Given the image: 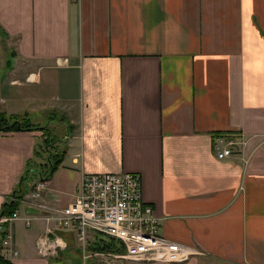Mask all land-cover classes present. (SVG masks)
Instances as JSON below:
<instances>
[{
    "label": "crops",
    "instance_id": "obj_1",
    "mask_svg": "<svg viewBox=\"0 0 264 264\" xmlns=\"http://www.w3.org/2000/svg\"><path fill=\"white\" fill-rule=\"evenodd\" d=\"M0 110L39 127L0 134V250L12 263L62 264L70 250L38 251L57 234L42 219L53 214L30 206L40 180L36 203L62 210L85 175L136 173L160 234L195 254L131 264H264V0H0ZM43 145L61 164L48 179V158L7 220Z\"/></svg>",
    "mask_w": 264,
    "mask_h": 264
},
{
    "label": "built area",
    "instance_id": "obj_2",
    "mask_svg": "<svg viewBox=\"0 0 264 264\" xmlns=\"http://www.w3.org/2000/svg\"><path fill=\"white\" fill-rule=\"evenodd\" d=\"M237 144L234 136L228 138L223 146L217 147L218 159L231 157ZM43 188L44 184L37 186L30 206L50 211L57 228L72 231L78 242L86 243L93 233L119 241L125 252L111 257L133 262L184 263L195 254L193 248L160 234V219L155 208L143 198L139 174L85 175L75 201L62 210L36 203ZM15 219H18L16 213L7 218ZM31 223V219L26 220L27 227H31ZM66 247L62 238L52 241L43 238L38 242L43 257H57L59 250Z\"/></svg>",
    "mask_w": 264,
    "mask_h": 264
},
{
    "label": "rangeland",
    "instance_id": "obj_3",
    "mask_svg": "<svg viewBox=\"0 0 264 264\" xmlns=\"http://www.w3.org/2000/svg\"><path fill=\"white\" fill-rule=\"evenodd\" d=\"M32 119H33V121H37L38 123L40 122L41 124H43V121H44V117L41 114L34 115ZM57 122H58V119L56 117L51 116L47 123H48V125H50L53 128L54 126L57 125ZM43 144H44V142H43ZM43 148H44V151L46 153L45 145H43ZM48 158H50V156L48 153H46V158L43 159V161L41 163H39L37 166L35 163L33 164V167L36 171H30L29 173H26L27 174L26 179L23 181V184H22L23 192H24V190L28 191L30 186L33 183H35L37 180L40 179L39 172H43L44 174L47 173L48 166H50V164L48 162ZM40 184H41V180L39 181V184H37L35 187L37 188V186ZM16 214H17V212H16ZM42 215H43L42 219H44L46 221L55 222L54 218H52L50 216H45L44 214H42ZM13 216H11L10 218H12ZM18 218H19V215H18ZM15 220H17V219H15ZM52 232L57 233L53 240H55L57 238H59V239L62 238V240L66 243V245L68 242V244H69L68 246L70 247V250L68 252H66L64 255L65 259L62 261V264L68 262L69 260H72L76 264H131V261H129V260L117 259V258L109 257V256L103 257L105 255H116L117 256L118 253H113L112 251L108 252L106 250L103 251L101 249H93L92 250V248H94L93 246H94L95 242H97V241L99 242V241H102L103 239L108 238L105 235L93 233L89 236L86 243L77 241L78 246H76V245L72 246V245H70L71 243L69 241H71V238H73V237L76 238L75 234L72 233V231L59 230L56 227V229L53 228V229L48 230V234H51ZM43 238L49 239L52 241V239L49 235H47ZM68 246H67V248H68ZM60 250H59V254H60ZM73 251H76V253H73ZM55 262H57V261H55Z\"/></svg>",
    "mask_w": 264,
    "mask_h": 264
},
{
    "label": "trees",
    "instance_id": "obj_4",
    "mask_svg": "<svg viewBox=\"0 0 264 264\" xmlns=\"http://www.w3.org/2000/svg\"><path fill=\"white\" fill-rule=\"evenodd\" d=\"M39 131V127L33 123L31 120L27 118V116L18 115V114H7L4 111L0 110V134L1 133H11V132H18V131ZM41 130H44L41 128ZM44 136L47 137L45 142L50 144L49 134L43 133ZM49 162L51 163L50 171L48 172L47 178L49 179L58 169L59 165L61 164L59 156L50 157ZM26 179V176L22 179L21 183L17 186L14 190L13 194L11 195V199L3 205L2 215L5 217H11L15 214V212L19 209L24 195L22 184L23 181ZM4 238V237H3ZM108 241V242H107ZM93 249H101L103 251H112L113 253L123 254L125 252L123 245L113 239L107 238L103 239L102 241L95 242ZM0 264H14L8 259H6L0 250Z\"/></svg>",
    "mask_w": 264,
    "mask_h": 264
}]
</instances>
